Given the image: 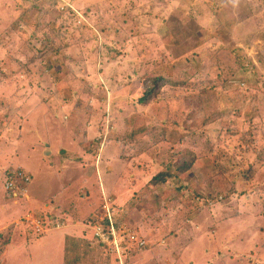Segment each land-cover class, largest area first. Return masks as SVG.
<instances>
[{
    "label": "rangeland",
    "instance_id": "obj_1",
    "mask_svg": "<svg viewBox=\"0 0 264 264\" xmlns=\"http://www.w3.org/2000/svg\"><path fill=\"white\" fill-rule=\"evenodd\" d=\"M89 206L90 264H264V0H0V264Z\"/></svg>",
    "mask_w": 264,
    "mask_h": 264
},
{
    "label": "crops",
    "instance_id": "obj_2",
    "mask_svg": "<svg viewBox=\"0 0 264 264\" xmlns=\"http://www.w3.org/2000/svg\"><path fill=\"white\" fill-rule=\"evenodd\" d=\"M90 212H91V208L89 206V210L83 216L82 215H80V216L76 215V218L74 217L76 219L75 221H77V224H74L73 222L69 223V224L65 223L62 228L53 229L50 231V232H59L58 233L59 234L58 239H59L60 243L56 244V241L54 239H51V238L46 239V245H48L52 250H56V253L58 256L57 257V263L58 264H65L64 261L67 258L66 257L67 252H68V255H70L71 264H90L89 262L86 261V259H82L80 257V253H78L80 251L79 250L80 247L83 246V244L86 245V247L89 251L95 252L96 254L101 256V259H107L106 256H109V253H112V255H113V250L110 247H108V249H106L107 246L103 245L95 237V232H94V235L92 234V236L90 233H88V234L86 233V230H92L93 229V225L95 223V220L93 221L94 223L93 222L90 224L87 223V221L90 220V218L88 217ZM54 216H56V215L52 214L51 219L55 218ZM71 217L73 218V215ZM97 217H98V219L104 218L103 212L101 214L98 213L96 215V219H97ZM110 217L112 219L111 214H110ZM107 220H108V218H106V220H104V221H107ZM91 233H93V232H91ZM15 235L19 236V235H17V233ZM34 235L37 237V236H41L43 234L42 233H39V234L34 233ZM22 240L27 241V239L24 235H22V237L19 236V238L16 239L17 242L11 241V243L8 245L7 249L5 250V257H4L5 263L4 264H19V260H20L19 254H22V249L20 246H17V245ZM27 244H28V242H27ZM29 244H30V247L33 249H35L39 245H41L40 242H35V240L32 242H29ZM97 246H99L101 248V253L99 250H97ZM61 252L64 253V256H65L64 258H61L59 256ZM46 256H48V257H46ZM75 257H77V258H75ZM45 258H47L48 261L45 260L44 261L45 263L43 262V264H51L52 263V258L49 255H45ZM13 260L15 261V263H13ZM85 262H87V263H85ZM91 264H95V263H91Z\"/></svg>",
    "mask_w": 264,
    "mask_h": 264
},
{
    "label": "built area",
    "instance_id": "obj_3",
    "mask_svg": "<svg viewBox=\"0 0 264 264\" xmlns=\"http://www.w3.org/2000/svg\"><path fill=\"white\" fill-rule=\"evenodd\" d=\"M8 189H13V185L9 184L8 185ZM102 210L105 213L104 214L103 221L106 220V218H108V220H109L108 222L111 223L112 222V219L110 217V213H109V210L107 208V205H104L102 207ZM35 223L39 226V223L38 222L35 221ZM98 223H101V222H98ZM113 235H114L113 232L111 233V235H107L102 226H98V227L95 228V237L103 245H106V246L110 247L111 249H114L115 248L116 253H121L120 247H118V241L117 240H112L111 241V238H112L111 236H113Z\"/></svg>",
    "mask_w": 264,
    "mask_h": 264
},
{
    "label": "trees",
    "instance_id": "obj_4",
    "mask_svg": "<svg viewBox=\"0 0 264 264\" xmlns=\"http://www.w3.org/2000/svg\"><path fill=\"white\" fill-rule=\"evenodd\" d=\"M165 79L163 78H158L154 81V88H152L151 90H149L146 95H145V100L148 101L150 99H154L157 97V93L158 91L163 88L166 84L165 82H168L167 80L164 81ZM162 178V179H161ZM165 174L164 173H161V174H158L157 176H155L153 179H152V182L154 181V183H160L162 182V180H165ZM170 179L173 178L172 175L169 176ZM161 179V180H160ZM160 181V182H159ZM151 182V183H152ZM143 249V247H142ZM140 250V249H139Z\"/></svg>",
    "mask_w": 264,
    "mask_h": 264
},
{
    "label": "water",
    "instance_id": "obj_5",
    "mask_svg": "<svg viewBox=\"0 0 264 264\" xmlns=\"http://www.w3.org/2000/svg\"><path fill=\"white\" fill-rule=\"evenodd\" d=\"M48 154H50V153H48Z\"/></svg>",
    "mask_w": 264,
    "mask_h": 264
}]
</instances>
